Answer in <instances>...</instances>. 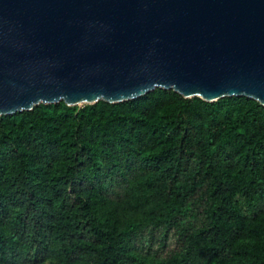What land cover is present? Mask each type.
<instances>
[{
    "label": "trees",
    "instance_id": "obj_1",
    "mask_svg": "<svg viewBox=\"0 0 264 264\" xmlns=\"http://www.w3.org/2000/svg\"><path fill=\"white\" fill-rule=\"evenodd\" d=\"M0 264H264V106L155 88L0 115Z\"/></svg>",
    "mask_w": 264,
    "mask_h": 264
},
{
    "label": "water",
    "instance_id": "obj_2",
    "mask_svg": "<svg viewBox=\"0 0 264 264\" xmlns=\"http://www.w3.org/2000/svg\"><path fill=\"white\" fill-rule=\"evenodd\" d=\"M155 88L264 106V0H0V115Z\"/></svg>",
    "mask_w": 264,
    "mask_h": 264
},
{
    "label": "rangeland",
    "instance_id": "obj_3",
    "mask_svg": "<svg viewBox=\"0 0 264 264\" xmlns=\"http://www.w3.org/2000/svg\"><path fill=\"white\" fill-rule=\"evenodd\" d=\"M99 101H101V100H99ZM59 102H63V101L60 100V101H58V102H54V103H45L44 105H46V104H56V103H59ZM97 102H98V101H97ZM39 104H43V103H39ZM63 104H65V103L63 102ZM83 104H87V103H82V104H79V105H76V106H77V107H81ZM65 105H66V104H65ZM67 106H73V105H67ZM168 107H170V106H167V107L161 112V114L165 113L166 110L168 109ZM54 114L57 115V116L60 118L59 131H60V133H61L62 140H66V138H67V134H68V132H67V128H68V126H69V124H70L71 116H70L69 114H67V113H64L60 108L55 109ZM161 114L158 115V116H155V117H154V120H158V119H160Z\"/></svg>",
    "mask_w": 264,
    "mask_h": 264
},
{
    "label": "bare ground",
    "instance_id": "obj_4",
    "mask_svg": "<svg viewBox=\"0 0 264 264\" xmlns=\"http://www.w3.org/2000/svg\"><path fill=\"white\" fill-rule=\"evenodd\" d=\"M101 98H103V97H101ZM76 105H79V104H81V103H79V102H77V103H75Z\"/></svg>",
    "mask_w": 264,
    "mask_h": 264
}]
</instances>
